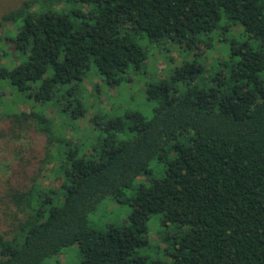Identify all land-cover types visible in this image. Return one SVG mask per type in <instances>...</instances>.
<instances>
[{"label":"trees","instance_id":"1","mask_svg":"<svg viewBox=\"0 0 264 264\" xmlns=\"http://www.w3.org/2000/svg\"><path fill=\"white\" fill-rule=\"evenodd\" d=\"M140 32L158 44L197 48L196 57L213 47L211 33L244 37L218 51L220 69L209 85L196 82V60L146 79L151 114L126 112L128 133L119 117L99 109L89 116L92 133L79 134L88 105L57 92L74 94L90 63L108 88L130 70L147 69L134 37ZM5 100L38 109L15 112ZM55 101L67 112L63 122L45 114ZM0 106L7 122L1 148L30 130L54 143L37 166L17 171L25 183L0 192V264H41L74 242L78 264H264V0H21L0 14ZM153 158L162 175L121 197L131 205L126 223L88 227L93 205L148 176ZM52 162L59 185L41 187L37 179ZM153 214L181 232L168 258L146 261L137 250L151 244Z\"/></svg>","mask_w":264,"mask_h":264},{"label":"rangeland","instance_id":"2","mask_svg":"<svg viewBox=\"0 0 264 264\" xmlns=\"http://www.w3.org/2000/svg\"><path fill=\"white\" fill-rule=\"evenodd\" d=\"M21 0H0V14L7 8L17 5ZM6 25L5 28H8ZM235 36V37H233ZM136 42L143 47L147 52L148 68L145 67L136 72L128 71L123 77L120 84L117 87L108 88L104 86L100 78L97 76V70L93 63H90V69L87 72L89 75L83 80L82 84H79L74 90V94L71 96L68 93L62 94L57 92V99H62L61 96L67 97L72 102L73 99L78 100L82 105H88V112L85 117H79L77 119L79 134L81 131L87 128L92 133V129L88 123L89 116L93 112L99 109L102 112H107L113 117H119L125 127L124 132L128 133L129 118L126 112L131 110H138L147 117L151 114V103L148 102L144 96V82L149 80L154 75L162 76L164 70L169 69L173 65L179 63L182 60H196L201 70L196 78V82L200 85H209L212 83L213 76L218 72L220 67L216 64V59L219 58L218 51L225 53L229 50V43L231 39H241L243 34L238 36L231 34L230 32L222 34V40L216 38L214 33L210 34L209 42L213 44V47L207 48L206 54L198 52V55L194 54L197 48H187L186 46H180L178 43L171 45L165 42L150 41L144 32L134 34ZM225 37V38H224ZM9 40H7V49ZM166 49V50H165ZM97 73V74H96ZM99 75V74H98ZM164 76V75H163ZM162 76V77H163ZM82 85V86H81ZM84 86V87H83ZM97 86V88H96ZM85 88V89H84ZM8 93H5V97ZM14 96V95H13ZM59 101V100H58ZM7 109L11 108L15 112H28L29 110L38 109V104L31 105L29 101L9 102L5 100ZM55 107L48 106L45 110L46 116L51 118L53 121L63 122L67 118V112L58 111L62 108V104L55 101ZM2 106H0V111ZM8 110V111H10ZM57 110V112H56ZM7 124L6 120H2L0 117V126ZM61 135L70 137L72 131L68 128L59 130ZM23 137L19 141L11 142V147L6 149L0 147V159L12 160V168L6 164L1 165L0 170V192H5L7 184L22 185L25 180L20 181L18 179V172L21 168L31 170L33 164L37 166L36 158H41L45 153L53 152V142L47 141V138L36 132L30 130L26 134H22ZM1 140V139H0ZM5 150V151H3ZM172 155V153L170 154ZM20 158V160H18ZM24 166H21V165ZM55 162L49 163L43 166L40 176L37 179L39 186L56 188L59 185V177H53L50 168ZM53 167V168H54ZM150 174L148 176L136 177L129 187L122 188V196L116 198L110 194L104 196L100 201L93 205L91 210L86 215V224L88 227L95 230H105L110 225H121L126 223V219L131 212V205L121 201V197H130L134 194V188L139 182H148L149 177L158 178L162 175L163 166L162 162L158 159L153 158L148 163ZM150 229L149 235L151 236V244L142 247L137 250L138 254L145 255L148 261L152 258L166 259L168 253L173 249V242L176 236L181 232V228L175 223H169L167 225L159 224L158 215L153 214L148 220ZM81 259L80 251L78 250L77 244L74 242L64 247L60 254L53 255L45 258L41 264H78Z\"/></svg>","mask_w":264,"mask_h":264}]
</instances>
